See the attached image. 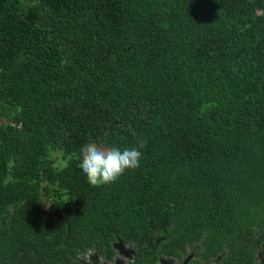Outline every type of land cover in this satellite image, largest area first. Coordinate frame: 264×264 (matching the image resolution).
<instances>
[{
    "label": "trees",
    "instance_id": "trees-1",
    "mask_svg": "<svg viewBox=\"0 0 264 264\" xmlns=\"http://www.w3.org/2000/svg\"><path fill=\"white\" fill-rule=\"evenodd\" d=\"M89 142L141 166L94 188ZM117 240L148 264L264 251V0H0V264Z\"/></svg>",
    "mask_w": 264,
    "mask_h": 264
},
{
    "label": "clouds",
    "instance_id": "clouds-1",
    "mask_svg": "<svg viewBox=\"0 0 264 264\" xmlns=\"http://www.w3.org/2000/svg\"><path fill=\"white\" fill-rule=\"evenodd\" d=\"M143 152L139 147H107L96 143H85L80 149L78 167L92 187H101L116 183L128 170L141 166ZM84 260L91 264V257ZM98 264H102L98 257Z\"/></svg>",
    "mask_w": 264,
    "mask_h": 264
},
{
    "label": "flooded vegetation",
    "instance_id": "flooded-vegetation-1",
    "mask_svg": "<svg viewBox=\"0 0 264 264\" xmlns=\"http://www.w3.org/2000/svg\"><path fill=\"white\" fill-rule=\"evenodd\" d=\"M116 242V241H114ZM113 242V243H114ZM122 242V241H121ZM123 244V247L124 248H127L128 251H127V254H122V256L120 258L117 257L118 255V249L114 248V254L111 258H106V257H103L101 256L97 251L95 250H89L86 252L85 255L87 256H90V254H93L94 252H96V258L98 259L101 258V260H104L106 261V263L104 264H148V263H145V262H138L139 258H140V254L137 252V248L136 246H134L133 244ZM131 248V249H130ZM263 250V249H262ZM222 254L223 253H219L217 254V256L213 257L212 259H209V260H206V259H201L199 256H198V251L196 248L190 250L183 258L181 259H178V258H174V257H171V256H164V255H161L158 257L157 259V262L155 264H159L160 263V258L161 256H163V258L165 259V262L166 264H182L183 260H185L188 256H190V258L187 260V263L186 264H219V261L222 257ZM264 251H258V254L254 256V260L251 264H264ZM85 255H82L80 259L81 260H84V256ZM87 264L88 262L85 261ZM92 260H91V264H92ZM83 262V264H86ZM93 264H98V262H95Z\"/></svg>",
    "mask_w": 264,
    "mask_h": 264
},
{
    "label": "water",
    "instance_id": "water-1",
    "mask_svg": "<svg viewBox=\"0 0 264 264\" xmlns=\"http://www.w3.org/2000/svg\"><path fill=\"white\" fill-rule=\"evenodd\" d=\"M113 247L118 249V252H117L118 253L117 257L118 258H120L122 256V254L123 255L127 254L128 249L123 247V244H122V242L120 240H117L116 242H114L113 243ZM190 256H188L185 260H183L182 264H186V262L190 258ZM90 257H91V260L93 261L92 264L95 263V262H98V259L96 258V252H94L93 254H90ZM101 261H102V264L106 263V261H104V260H101ZM81 262L82 263L83 262L86 263L85 260H81ZM159 264H166L165 259L163 258V256H161Z\"/></svg>",
    "mask_w": 264,
    "mask_h": 264
},
{
    "label": "rangeland",
    "instance_id": "rangeland-1",
    "mask_svg": "<svg viewBox=\"0 0 264 264\" xmlns=\"http://www.w3.org/2000/svg\"><path fill=\"white\" fill-rule=\"evenodd\" d=\"M58 204V202L57 201H55V200H51V201H48L47 202V207H49V208H53L54 206H56ZM187 263V262H186Z\"/></svg>",
    "mask_w": 264,
    "mask_h": 264
}]
</instances>
